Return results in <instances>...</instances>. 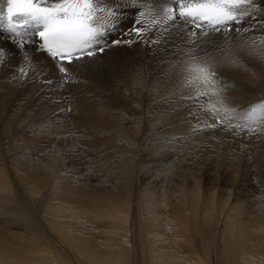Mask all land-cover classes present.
Segmentation results:
<instances>
[{"label": "bare ground", "instance_id": "bare-ground-1", "mask_svg": "<svg viewBox=\"0 0 264 264\" xmlns=\"http://www.w3.org/2000/svg\"><path fill=\"white\" fill-rule=\"evenodd\" d=\"M110 2L122 15L106 41L132 39L124 33L138 18L143 39L108 43L90 62L69 66L66 78L32 38L22 52L0 35V264H264V179L250 173L241 154L228 160L224 148L212 159L188 152L171 131L178 124L173 112L199 113L190 118L200 124L212 102L188 83L192 38L185 29L154 25L151 0ZM255 2L253 32L196 40L197 50L207 49L201 55L212 62L226 105L239 114L264 103V24L257 22L264 0ZM243 125L240 119L226 127L230 134L241 129L232 133L240 138L264 130ZM93 144L106 148L90 157L91 169L76 168ZM173 157L183 160L163 167ZM162 221L171 224V239H164ZM182 239L195 253H184Z\"/></svg>", "mask_w": 264, "mask_h": 264}, {"label": "snow or ice", "instance_id": "snow-or-ice-1", "mask_svg": "<svg viewBox=\"0 0 264 264\" xmlns=\"http://www.w3.org/2000/svg\"><path fill=\"white\" fill-rule=\"evenodd\" d=\"M151 3L154 25H163L166 30L185 29V34L192 38L191 63L186 68L188 83L196 87L197 95L207 96L212 101L208 108L210 115L235 113L237 110L228 107L220 94L212 62L206 55H201L206 54L207 49L197 50L196 40L212 33H227L226 38H240L232 34L242 36L253 32L255 25L252 21L257 20L253 13L259 5L255 0H151ZM118 9L119 4L110 0H0V35L11 40L22 52L32 43L31 38L36 37L39 40L37 50L47 54L66 78L70 73L69 66L76 67L77 62H83L85 58L90 62L98 53L103 54L108 43L116 46L143 39L146 29L138 18L124 33L132 39L106 41L122 15ZM136 15L140 17L144 13L137 11ZM257 22L264 24V19ZM5 56V50L0 48V62ZM23 59L28 62L30 58L25 56ZM20 71L25 74L24 68ZM241 119L245 121V127L258 124L264 129V103L250 106Z\"/></svg>", "mask_w": 264, "mask_h": 264}, {"label": "rangeland", "instance_id": "rangeland-1", "mask_svg": "<svg viewBox=\"0 0 264 264\" xmlns=\"http://www.w3.org/2000/svg\"><path fill=\"white\" fill-rule=\"evenodd\" d=\"M27 99V98H26ZM26 99H24V100H26ZM24 103H25V101H22V105H24ZM176 112V113H175ZM175 112H173L172 113V116H174V118H175V120L177 121V123L178 124H175V126H172V128H171V131H172V133H175V134H177L178 135V137L177 138H175V140L176 141H180L181 143H177V144H179V146H177V147H179V148H182V149H186V147H187V149H189L188 150V152L190 151H192V152H196V151H200L199 153L202 155H205V157H207L208 156V158H215L216 157V155L217 154H219V151L221 150V152L220 153H222V149L224 148L225 150H227V152L225 151V150H223L224 152H226L225 154L227 155H224V156H226L227 157V159L228 160H234V157H232V155H233V152H234V154H241L242 155V157H244L242 160L244 161V162H246V160H247V163H248V165H249V169H251V171H250V173L251 174H253V175H259L262 179H264V175H263V173H262V161H264V146H262L263 144H264V130L263 131H261V133H262V135H260V132L258 131V129L256 130V129H253V130H251V131H249L248 133H247V135H249V137H247V138H240V137H238V136H233L232 135V133H234L235 131H237V132H241V129H238V130H235V131H233L231 134H230V132H229V129L226 127V125L228 124V123H230V122H235V123H237L238 122V120H240L241 119V117L245 114V113H243L242 114V112H240V114H239V112L238 111H236L235 113H233L232 115H226V114H216V115H210V113L208 112V110H206V112H204L203 110H202V112H200L201 113V117L200 118H202V122L200 123V124H198L197 123V121L195 120V118H190V116L191 115H193V116H198L199 117V113L198 114H193L192 112H188V111H185V110H180V111H175ZM238 112V113H237ZM237 113V114H236ZM182 114H183V116H182ZM189 114V115H188ZM191 114V115H190ZM188 115V116H187ZM181 116V117H180ZM179 117H180V119H179ZM207 117V118H206ZM209 117V118H208ZM210 118H211V120H210ZM214 118V119H213ZM184 119H185V122H184ZM217 119V120H216ZM182 120V121H181ZM191 121V124H190V121ZM192 120L194 121L193 123H192ZM208 120H209V122H208ZM218 120H223L224 122L223 123H217V121ZM232 120V121H231ZM187 121V122H186ZM196 121V122H195ZM211 121V122H210ZM227 121V122H226ZM182 122H184L183 124H181ZM206 122V123H205ZM208 122V123H207ZM214 122V123H213ZM190 125H189V124ZM195 123V124H194ZM197 123V124H196ZM205 123V124H204ZM187 124V125H186ZM192 124H194V125H192ZM215 125V127H208V125ZM197 125V126H196ZM178 126V127H177ZM200 126V127H199ZM244 126V125H243ZM255 126V125H254ZM174 127V128H173ZM186 131H185V130ZM188 130V131H187ZM201 130V131H200ZM177 131V132H176ZM180 132V133H179ZM197 132V133H196ZM199 132V133H198ZM203 132V133H202ZM206 132V133H205ZM184 133H187V134H184ZM180 134H181V136H180ZM183 134V135H182ZM206 134H209V135H206ZM257 134V135H256ZM223 135V136H222ZM205 136H207V137H205ZM213 136V137H212ZM219 136V137H218ZM253 136V137H252ZM257 136V139L256 140H254V141H252L253 142V144H251L252 142L251 141H249L251 138H255ZM200 137V138H199ZM210 137V138H209ZM218 137V139H216ZM228 138L227 139V141H226V138ZM262 137V138H261ZM204 138V139H203ZM208 138V139H207ZM212 138H215V139H213L212 140ZM223 138V140H220V139H222ZM173 139V138H172ZM185 139V140H184ZM208 141H207V140ZM232 139H233V141H232ZM167 140V139H166ZM213 141V144L212 143H210V142H212ZM228 140H231V142H232V144H233V142L236 144L237 142L239 143H237L236 145L235 144H233L231 147H230V150H229V147H228ZM210 141V142H209ZM218 141H220V142H218ZM226 142V144L225 143H223V142ZM162 143L160 144V146H162V147H167V144L166 143H170V142H166L165 140H163V141H161ZM209 142V143H208ZM231 142L229 143V145H231ZM245 142V143H244ZM202 143V144H201ZM207 143V144H206ZM215 143V144H214ZM241 143V144H240ZM206 144V145H205ZM209 144V145H208ZM261 144V145H260ZM181 145V146H180ZM197 145V146H196ZM204 145V146H203ZM213 145L215 146L216 145V147H213ZM227 145V146H226ZM236 146V149H235V146ZM240 145V146H239ZM94 146V144L90 147V151H92L94 148V150L92 151V153L90 152V154L88 153V155L87 154H81L80 155V157L81 158H84V159H80L81 161H79V162H77L76 161V163H78V164H74L75 165V167L77 168L78 167V169H80V170H82V171H86V170H88V169H91L93 166H94V163H96L93 159H91L90 157H96V155H98L99 153H101V151L102 150H104L106 147L104 146V145H98V146H96V147H98L99 149H101V150H99L98 148H96V147H93ZM208 146H210L209 148H208ZM238 146H239V148H238ZM253 146V147H252ZM93 147V148H92ZM213 149H212V148ZM217 147H219V151H218V148ZM240 147H241V149H240ZM247 147H248V149H247ZM252 147V148H251ZM255 147V148H254ZM97 149V150H96ZM215 149V150H214ZM203 150V151H202ZM211 150V151H210ZM232 150H234V151H232ZM240 150V151H239ZM100 151V152H99ZM238 151V152H237ZM97 152V153H96ZM187 152V153H188ZM205 152V153H204ZM211 152V153H210ZM214 152V153H213ZM217 152V153H216ZM223 152V153H224ZM241 152V153H240ZM248 152L249 153H251L250 155H248ZM208 153V154H207ZM213 153V154H212ZM189 154V153H188ZM231 155V159H230V157L228 156V155ZM244 154V155H243ZM248 156H247V155ZM87 155V156H86ZM207 155V156H206ZM223 155V154H222ZM222 155H221V159H223L222 158ZM247 157H246V156ZM257 155V156H256ZM35 156V155H34ZM34 156H31L32 158H28V159H35V157ZM256 156V157H255ZM34 157V158H33ZM85 157H86V159H85ZM88 157V158H87ZM189 157H191V156H189ZM249 157V158H248ZM251 157V158H250ZM183 157H181V158H178V159H175L174 157L173 158H171V159H169L168 160V163L165 165V166H163V167H168L169 165H171V164H173V162H172V160L173 161H175V160H183V159H186V158H188V156L186 155V156H184V158L182 159ZM236 161V160H235ZM240 161V160H239ZM28 162V164L30 163L29 161H27ZM35 162V163H34ZM172 162V163H171ZM214 162H215V160H210V163H212L211 164V166H213L214 165ZM237 162V161H236ZM39 163V161H31V163L30 164H33V165H37V166H41L42 164L40 163V164H38ZM189 163V162H188ZM79 164H81L80 166H79ZM260 168V169H259ZM185 170V169H184ZM180 171H181V168H180ZM216 195L218 196L219 194H218V192H216ZM154 203L156 204V205H158V206H161V202L160 201H154ZM161 225H162V227H164V228H167L168 229V231H166V233L164 234V239H171V237L173 236V233H172V229H171V227L172 226H170L171 224H168V223H165L164 221H162L161 222ZM180 241V244L182 243V245H183V247L185 248V251L186 252H184V253H195V251H194V249H193V245L194 244H188L187 242H186V240H184V239H182V240H179ZM169 243V242H168ZM172 243V242H171ZM167 248H169V251H177V248L175 247V245H173V244H171L170 246H169V244L167 245ZM179 253V252H178ZM196 255H198V256H201V257H208L209 259L211 258V253H196Z\"/></svg>", "mask_w": 264, "mask_h": 264}]
</instances>
